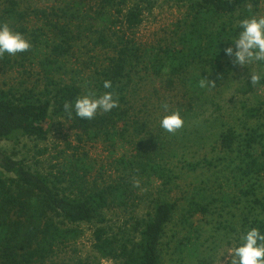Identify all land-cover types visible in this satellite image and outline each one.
<instances>
[{"label":"trees","instance_id":"trees-1","mask_svg":"<svg viewBox=\"0 0 264 264\" xmlns=\"http://www.w3.org/2000/svg\"><path fill=\"white\" fill-rule=\"evenodd\" d=\"M130 1L68 0L59 10L51 9V14L35 11L46 18L54 42L40 52L37 44L41 40L36 35L30 41L32 48L18 53V62L23 68V62H33L41 53V77L28 87L0 89V264H101L102 260L165 264L163 239L179 208L182 236L174 244V253L182 258H199L205 241L198 218L207 219L217 208L208 202L206 187L177 183L180 176L171 159L177 156L176 150L163 144V131L160 124H155L157 118L135 112L130 95L136 89L135 76L144 73L163 86L171 88L177 83L190 90L185 98L196 105H189L186 114L194 113L198 103L200 109L206 103L208 108L217 106L219 98L209 94V88L199 87V81L203 77L215 80L216 87L210 90L221 84L229 58L224 49L234 47L233 40L241 31L239 22L256 16L260 0H187L183 25L156 46H145L135 39L143 10L137 3L129 7ZM6 3L2 15L20 19L19 2ZM249 3L253 5L251 12L246 7ZM84 38H93L94 48L111 54L108 64L96 66L86 86L97 96L111 91L114 98H119V107L108 113L98 112L92 121L76 117L74 111L69 119L63 108L65 102L72 104L83 95L82 85L69 80L66 61ZM105 80L112 82V88L103 87ZM257 87H264V79ZM248 88L254 90L251 84ZM263 105L248 109L249 117L261 119ZM172 111L175 109L169 113ZM177 111L182 113L181 109ZM54 116L70 121L77 134L76 144L68 143L67 149L59 152L52 171L45 174L32 170L1 147L2 141L16 136L45 139ZM208 118L219 120L220 116ZM258 125L246 133L237 127L228 128L218 134L215 143L232 155L231 162H236L234 169L242 181H254L239 190L236 204L242 208L243 234L253 227L264 234V196L257 194L258 179L264 174V123ZM96 143L106 146L109 165L90 155L88 148ZM121 151V156H116ZM179 162L183 170L192 173L214 163L206 157ZM137 179L140 188L133 186ZM201 184L206 186V181ZM179 187L181 195H188L183 206L172 198ZM143 199L148 203L147 211L135 218L137 202ZM231 200L235 198L217 201L225 204ZM117 209L132 217V231H114L118 222L108 216ZM84 225L93 229L95 263L54 262L61 248L82 238ZM200 264L207 263L201 260Z\"/></svg>","mask_w":264,"mask_h":264},{"label":"rangeland","instance_id":"rangeland-1","mask_svg":"<svg viewBox=\"0 0 264 264\" xmlns=\"http://www.w3.org/2000/svg\"><path fill=\"white\" fill-rule=\"evenodd\" d=\"M16 2H19L20 10L18 11L22 17L9 19L6 15H2L6 0H1L0 23L8 22L13 31L22 33L29 41L34 40L38 35L41 40L37 44L40 52L45 49L47 51L48 47L53 45L52 35L54 34L49 32L50 25L46 24V18L35 11L46 10L51 14V9L59 10L68 0H16ZM136 3L143 10V22L135 31V39L145 46H156L168 38L172 31L183 25L188 10L187 0H131L128 4L131 7ZM259 16H264V0H260L258 5L256 17ZM51 19L52 22L56 20L55 17ZM21 30L24 31L21 32ZM92 42L93 38H84L83 41L78 42L74 47L75 54L66 61L67 68H69L68 78L82 85L83 95L91 90L86 84L88 81L90 82L97 69L96 66L108 64V58L111 56L108 50L94 48ZM18 60H20L18 53L15 56L5 53L0 58V89H8L10 86L19 88L21 85L28 87L36 84L41 77V68L38 66L43 60L41 53L34 57L33 62H23V68ZM225 71V77L217 89H208L209 94H215L219 98L215 102L217 106L213 105L208 108V103H206L200 109L201 104L198 103L196 111L192 114H186L189 105H196L185 98L190 90L177 83L171 88L167 85L163 86L151 77H145L144 73L135 76L136 89L130 95L131 106L135 112L143 111L141 115L157 118L155 124L159 125L162 117L168 114L162 107L163 103L169 105V110L171 108H174L175 111L182 110L180 115L184 120L183 128L174 135L161 128L165 139H163L165 141L163 144L167 149L176 150L177 156L171 159L173 169L180 176V182L177 183L182 184L183 187L184 185L188 187L191 183L198 187H206L208 202H212V206L217 208L215 212L212 210V213L208 214L207 219L198 218L197 223L204 228L202 240L205 241V245L200 249L199 258L194 259L186 257L183 259L181 255L174 253V244L177 238L182 236V233L179 232L181 227L179 218L182 210L179 208L175 222L168 227L163 239L165 264H200L201 260H205L207 264H227L225 257L229 254L226 252L232 247L239 246L238 240H241L243 235L242 208L236 204H238V197L241 195L239 190L254 181H242L234 169L236 162H231L232 155L219 149L215 143L218 134L228 128L235 129L237 127L241 133H246L250 128L264 123V105L261 114L263 117L259 120L258 117H249L247 113L248 109L258 108L264 104V87L258 88L256 85L252 90L248 88L250 80L247 79L251 71L259 72L264 76V62H253L248 66L240 67L233 66L231 58H227ZM214 114L220 116V119L208 118ZM76 134L77 131L72 127L70 121L54 116L50 120L49 132L45 139L37 140L16 136L12 140L2 141L1 147L14 158L22 159L32 170L46 174V172L52 171V166L59 161L57 159L59 152L66 150L68 143L76 144ZM88 150L95 160L103 161L105 165H109L110 154L103 143H96ZM121 154L122 151L116 156H121ZM204 157L214 163L209 167L199 168L194 173L186 171V169L183 170V163L179 162V160L198 161ZM203 181H206V186L201 184ZM181 192V188H177L173 192L172 198L178 200L179 204L183 206L184 197L188 195H181ZM257 194L260 197L264 196V174L258 179ZM224 197L235 198V201L231 200L229 203L220 204L217 200ZM137 204L139 206L134 217L140 218L146 213L148 203L143 199L138 200ZM108 217L118 222L114 227L115 232L119 230L126 233L132 231L134 220L129 215L122 213L121 210L117 209ZM222 226H226V229ZM231 229L236 231L233 232ZM82 230V238L76 243L61 248L57 252L54 262L95 263V254L91 248L93 229L84 225ZM101 264L114 263L110 260H102Z\"/></svg>","mask_w":264,"mask_h":264},{"label":"clouds","instance_id":"clouds-1","mask_svg":"<svg viewBox=\"0 0 264 264\" xmlns=\"http://www.w3.org/2000/svg\"><path fill=\"white\" fill-rule=\"evenodd\" d=\"M246 7L251 12L253 5L249 3ZM239 27L241 31L238 37L233 40L234 47L229 46L224 49V53L231 58L233 66L245 67L253 62H264V16L242 19L239 22ZM31 48V42L22 33L13 31L8 22L0 23V58L5 53L15 56L17 53L27 52ZM262 78L264 76L255 71H251L247 77L252 86L260 84ZM103 87L105 89L112 88V82L105 80ZM199 87L215 88L216 82L203 77L199 81ZM117 107H119V98L118 96L114 98V93L111 91H106L99 96L89 91L87 94L77 97L74 103L65 102L63 105L69 119L74 111L76 117L88 121H92L98 112L108 113ZM162 107L168 114L160 120V127L174 135L183 128L184 120L179 111L169 113L167 103H163ZM133 186L140 188V181L134 180ZM240 239L242 243L239 246L232 247L226 252L229 254L225 257L227 264H264V234L258 228L253 227Z\"/></svg>","mask_w":264,"mask_h":264}]
</instances>
